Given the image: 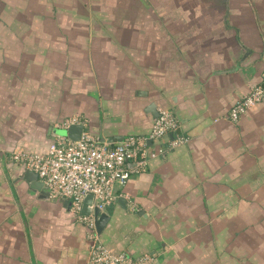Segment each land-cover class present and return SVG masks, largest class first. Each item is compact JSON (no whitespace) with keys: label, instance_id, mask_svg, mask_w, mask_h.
Wrapping results in <instances>:
<instances>
[{"label":"crops","instance_id":"obj_1","mask_svg":"<svg viewBox=\"0 0 264 264\" xmlns=\"http://www.w3.org/2000/svg\"><path fill=\"white\" fill-rule=\"evenodd\" d=\"M253 86L264 0H0V264H88L91 246L10 154L44 153L70 119L108 144L147 137L151 105L178 130L149 142L96 244L151 264H264V105L226 118Z\"/></svg>","mask_w":264,"mask_h":264},{"label":"built area","instance_id":"obj_2","mask_svg":"<svg viewBox=\"0 0 264 264\" xmlns=\"http://www.w3.org/2000/svg\"><path fill=\"white\" fill-rule=\"evenodd\" d=\"M264 105V89L253 86L229 110L227 120L237 122L251 108ZM76 120H66L61 126L68 129L78 125ZM178 121L167 112H159L147 137H129L116 144L102 142L89 132H81L76 142L67 137H55L44 153L29 154L16 151L10 154L11 162L36 175L52 200H66L70 210L87 228V240L91 242L88 264H151L152 258L143 256L130 259L122 254H112L95 242V218L93 214L81 217L82 202L88 195L93 197L92 208L104 213L115 202L116 188L122 187L136 172L143 171L147 162L156 155L149 152V142H157L174 135ZM187 142L176 135L171 137L169 149ZM136 165V168H130Z\"/></svg>","mask_w":264,"mask_h":264},{"label":"water","instance_id":"obj_3","mask_svg":"<svg viewBox=\"0 0 264 264\" xmlns=\"http://www.w3.org/2000/svg\"><path fill=\"white\" fill-rule=\"evenodd\" d=\"M149 113L152 114L153 117H157L158 114L154 110V106H149L147 110ZM82 127L80 125H73L70 126L68 129L64 131V135L72 142H76L79 140L81 135ZM24 180L28 183H34L37 180V177L35 174L26 171L24 173ZM93 204V197L91 195H88L84 198L82 202V209H81V217H88L89 215L93 214L95 218V230L98 235L103 231L105 225L107 224L109 217L106 216L103 213H99L97 209L92 208Z\"/></svg>","mask_w":264,"mask_h":264},{"label":"rangeland","instance_id":"obj_4","mask_svg":"<svg viewBox=\"0 0 264 264\" xmlns=\"http://www.w3.org/2000/svg\"><path fill=\"white\" fill-rule=\"evenodd\" d=\"M160 1H162V0H160Z\"/></svg>","mask_w":264,"mask_h":264}]
</instances>
